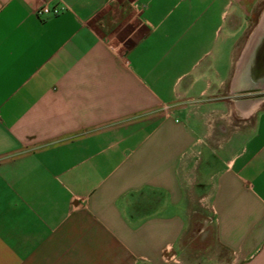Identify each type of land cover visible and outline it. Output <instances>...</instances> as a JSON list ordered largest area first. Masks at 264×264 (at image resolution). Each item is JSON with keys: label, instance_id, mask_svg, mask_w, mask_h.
Here are the masks:
<instances>
[{"label": "crops", "instance_id": "1", "mask_svg": "<svg viewBox=\"0 0 264 264\" xmlns=\"http://www.w3.org/2000/svg\"><path fill=\"white\" fill-rule=\"evenodd\" d=\"M262 19L264 0H0V264H189L194 197L224 251L195 264H264Z\"/></svg>", "mask_w": 264, "mask_h": 264}, {"label": "rangeland", "instance_id": "2", "mask_svg": "<svg viewBox=\"0 0 264 264\" xmlns=\"http://www.w3.org/2000/svg\"><path fill=\"white\" fill-rule=\"evenodd\" d=\"M190 207L192 208L191 220L196 221L194 224V230L190 233L191 237H194L193 242H191L188 247L185 249V254L193 252L192 255H195V258H186V262L189 264H195L196 262H203L207 259H215L224 257V251L218 247L213 241L210 240V225L212 224V213L209 210H204L199 206L197 197L191 199ZM199 221V223H197ZM205 221V222H204ZM204 222V228H203ZM205 250L204 253H197L196 251ZM196 250V251H195ZM202 253V254H201Z\"/></svg>", "mask_w": 264, "mask_h": 264}, {"label": "built area", "instance_id": "3", "mask_svg": "<svg viewBox=\"0 0 264 264\" xmlns=\"http://www.w3.org/2000/svg\"><path fill=\"white\" fill-rule=\"evenodd\" d=\"M59 13V9L57 7H49L48 5H43L41 7H39L35 14L36 16H55Z\"/></svg>", "mask_w": 264, "mask_h": 264}, {"label": "bare ground", "instance_id": "4", "mask_svg": "<svg viewBox=\"0 0 264 264\" xmlns=\"http://www.w3.org/2000/svg\"><path fill=\"white\" fill-rule=\"evenodd\" d=\"M263 28V31H264V19H262V22H261V25H260V27L259 28ZM264 37V36H263ZM264 44V43H263ZM261 45H262V41L261 42H259V46L258 47H261ZM240 49V48H239ZM248 71V72H247ZM238 73H239V80L242 78V76L243 75H246V74H249V68H246V67H242V68H240L239 69V71H238Z\"/></svg>", "mask_w": 264, "mask_h": 264}]
</instances>
